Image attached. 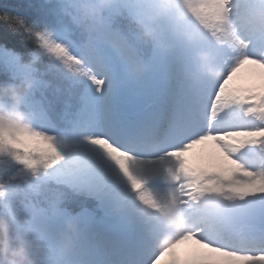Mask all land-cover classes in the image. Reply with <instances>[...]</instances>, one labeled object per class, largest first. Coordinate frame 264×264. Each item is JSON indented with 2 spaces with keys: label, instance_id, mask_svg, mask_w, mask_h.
<instances>
[{
  "label": "snow or ice",
  "instance_id": "6c2138e0",
  "mask_svg": "<svg viewBox=\"0 0 264 264\" xmlns=\"http://www.w3.org/2000/svg\"><path fill=\"white\" fill-rule=\"evenodd\" d=\"M160 11L171 52L131 26ZM80 24L74 0L0 6V85L36 84L22 119H0V186L27 194L0 213L50 255L77 216L63 264H264V0H117Z\"/></svg>",
  "mask_w": 264,
  "mask_h": 264
},
{
  "label": "clouds",
  "instance_id": "9594fccd",
  "mask_svg": "<svg viewBox=\"0 0 264 264\" xmlns=\"http://www.w3.org/2000/svg\"><path fill=\"white\" fill-rule=\"evenodd\" d=\"M78 8L80 27L87 29L89 25H98L104 22L109 10L117 3V0H74ZM166 16L160 11L147 19L132 21L131 26L138 39L146 44H156L162 52H171L172 45L161 42L160 25ZM176 34L191 43L193 37L186 32L177 30ZM199 71L207 76L216 74L212 67V58L203 53L198 56ZM30 63L39 65L40 59H29ZM149 64L144 61L132 69L133 76L143 75L148 71ZM36 87L32 76L22 74L15 84L0 85V119L14 117L22 119L24 113L19 106ZM11 169H9V173ZM9 173L3 176L4 185L7 184ZM11 193L27 196L19 184H13L11 190L6 186H0V203ZM82 230V222L77 216H69L64 220L63 230L59 233L55 244L54 255H50V246L43 235L33 233L26 235L23 228L15 225L10 217L0 213V264H63L65 258L74 252L78 245Z\"/></svg>",
  "mask_w": 264,
  "mask_h": 264
},
{
  "label": "trees",
  "instance_id": "16d2710c",
  "mask_svg": "<svg viewBox=\"0 0 264 264\" xmlns=\"http://www.w3.org/2000/svg\"><path fill=\"white\" fill-rule=\"evenodd\" d=\"M16 2H26V0H0V6H3L6 3H16ZM125 23H127V21H125ZM19 38H15L12 42V44L10 45L11 47H17L18 51H25L28 48H30V45H24L23 47H19L16 43V41H18ZM83 198L82 197H77L75 196L73 193L71 192H67L66 193V197H65V202H64V207H67L71 212L75 213L77 211H79V208L74 206V201H82Z\"/></svg>",
  "mask_w": 264,
  "mask_h": 264
}]
</instances>
